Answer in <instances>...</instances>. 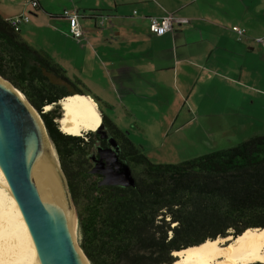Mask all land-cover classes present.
I'll return each mask as SVG.
<instances>
[{"label": "crops", "instance_id": "obj_1", "mask_svg": "<svg viewBox=\"0 0 264 264\" xmlns=\"http://www.w3.org/2000/svg\"><path fill=\"white\" fill-rule=\"evenodd\" d=\"M37 1L40 9L34 11L26 0H0V16H28L21 38L62 70L72 91L93 95L115 113L118 120L93 100L97 112L128 131L137 148L135 128L143 129L146 120L168 110L177 119L184 112L215 115L219 109L213 104L220 102L262 109L264 50L253 39L264 36V0ZM65 9L83 15L84 39L68 36L69 23L61 16ZM168 14L176 18L174 30L151 34L149 18ZM93 15L106 17L105 28H97ZM235 26L247 30L242 41L232 31ZM229 111L225 106L224 113ZM122 117L127 119L123 125Z\"/></svg>", "mask_w": 264, "mask_h": 264}, {"label": "trees", "instance_id": "obj_2", "mask_svg": "<svg viewBox=\"0 0 264 264\" xmlns=\"http://www.w3.org/2000/svg\"><path fill=\"white\" fill-rule=\"evenodd\" d=\"M0 75L45 123L76 208L80 248L90 264H173L176 252L264 228V135L179 164H153L126 138L119 159L130 167L135 185L109 186L92 173L103 145L99 132L66 135L55 122L61 112H44L68 96L89 95L70 93L62 70L1 16ZM99 116L108 133L122 135Z\"/></svg>", "mask_w": 264, "mask_h": 264}, {"label": "water", "instance_id": "obj_3", "mask_svg": "<svg viewBox=\"0 0 264 264\" xmlns=\"http://www.w3.org/2000/svg\"><path fill=\"white\" fill-rule=\"evenodd\" d=\"M0 77V168L27 224L41 264H84L70 216L76 208L45 123L26 97ZM36 113V111H34ZM102 124L98 127L99 132ZM55 151V152H54ZM56 154V155H55ZM93 174L109 186L131 187L130 167L115 150L99 149ZM77 214V212H76ZM89 262V260L87 259ZM90 263V262H89Z\"/></svg>", "mask_w": 264, "mask_h": 264}, {"label": "rangeland", "instance_id": "obj_4", "mask_svg": "<svg viewBox=\"0 0 264 264\" xmlns=\"http://www.w3.org/2000/svg\"><path fill=\"white\" fill-rule=\"evenodd\" d=\"M0 77L3 81H6L13 86L10 81L3 78L1 75ZM66 88L70 89V93L74 92L72 91L73 87L67 85ZM19 92L21 95V91ZM88 97H91V100L95 101L93 95H89ZM59 103L52 105L53 108L51 109V112L57 111L58 109L59 112H61L58 116L60 118L63 115V112ZM97 104L98 106L100 105L102 112L107 117L118 120L115 113L110 112L103 103ZM213 106L219 109L218 113L215 115L207 113V111H198L197 113H193V115L184 112L180 118L176 119V117L173 116V112H170V110L166 113H161V115L156 114L152 116V119L154 120L153 123H149L152 119L146 120L147 122L143 129L135 128L138 135L134 138V142L140 146L142 153L146 155L153 164H179L209 154L214 150L235 146L251 137L264 135V102L261 106L262 109L252 108V105L248 104L241 109H237V106L233 101L225 103L220 102L219 104L215 103ZM225 106L230 107L231 111L224 113ZM32 108L40 118H42L38 110L33 106ZM45 109L46 108L44 107V112H47ZM203 109L204 108L202 107L200 110ZM55 122L58 123L57 121ZM120 122L123 125L124 123H127V119L122 117ZM250 125H254L257 130L261 129V131L251 132V129L248 128ZM94 131L96 132V129L90 132ZM87 133L89 132H85L80 136H85ZM246 133H248V135H245ZM133 134L134 133H132V135ZM56 159L59 162L57 155ZM0 191L5 195L6 207L10 209V195L5 188L4 180L1 177ZM77 235L80 247L81 235L79 222Z\"/></svg>", "mask_w": 264, "mask_h": 264}, {"label": "bare ground", "instance_id": "obj_5", "mask_svg": "<svg viewBox=\"0 0 264 264\" xmlns=\"http://www.w3.org/2000/svg\"><path fill=\"white\" fill-rule=\"evenodd\" d=\"M17 92L20 95V92ZM20 96L24 99L22 94ZM59 104L63 115L56 121L63 133L80 136L100 127L102 120L99 113L84 95L68 96ZM45 108L47 112H50L53 107L48 105ZM33 113L37 114L34 111ZM57 165L60 171L58 160ZM0 177L4 180L5 188L10 195L9 202H11L9 204L11 206L7 205L10 207L8 209L5 204V195L0 191V264H41L27 224L1 168ZM70 219L76 233L78 249H80L77 235L78 220L73 209ZM79 252L83 263L90 264L81 250ZM175 256L177 260L173 264L264 263V228L248 229L237 237L209 240L199 246L176 252Z\"/></svg>", "mask_w": 264, "mask_h": 264}, {"label": "built area", "instance_id": "obj_6", "mask_svg": "<svg viewBox=\"0 0 264 264\" xmlns=\"http://www.w3.org/2000/svg\"><path fill=\"white\" fill-rule=\"evenodd\" d=\"M26 3L33 9L36 10L39 8V3L37 0H26ZM136 14V12H134ZM62 17H64L69 23L68 36L73 38L76 41H80L85 38L84 32L80 23L83 15L79 13L76 9L67 10L65 9L62 12ZM11 25L14 27L16 32L20 31L21 25L28 23L30 21L28 16L21 15L9 20ZM176 18L171 15H165L163 17H150L149 18V31L153 35H164L174 30V24ZM97 28L103 29L106 24V17L101 16L96 20ZM232 31L237 35V40L242 41L248 36L247 30L245 28L235 26L232 28ZM253 41L259 45L264 50V36L256 37Z\"/></svg>", "mask_w": 264, "mask_h": 264}, {"label": "flooded vegetation", "instance_id": "obj_7", "mask_svg": "<svg viewBox=\"0 0 264 264\" xmlns=\"http://www.w3.org/2000/svg\"><path fill=\"white\" fill-rule=\"evenodd\" d=\"M108 132L109 131H108V128L106 126L102 127V129L99 131V135H100L101 139L103 140V145L100 146L99 149L100 148L105 149L106 151H108L110 149L115 150L117 153L118 159H119L120 158L119 152L121 151L122 145H123L122 140H125L126 138L130 139L129 132L128 131H124V132L121 131L122 135L116 134V133L110 134ZM96 158H97V160H99V159L101 160L100 163L107 164V155L106 154H104L103 158H101L100 155L98 154V156ZM119 161H120V159H119ZM120 162H122V161H120Z\"/></svg>", "mask_w": 264, "mask_h": 264}]
</instances>
